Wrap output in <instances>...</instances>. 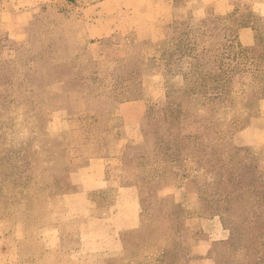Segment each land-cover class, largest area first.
<instances>
[{
    "label": "rangeland",
    "instance_id": "1",
    "mask_svg": "<svg viewBox=\"0 0 264 264\" xmlns=\"http://www.w3.org/2000/svg\"><path fill=\"white\" fill-rule=\"evenodd\" d=\"M31 1L0 0V234L24 238L21 250L40 247L69 175L109 154L111 185L136 187L141 203L139 229L109 264H187L214 217L230 236L211 245L212 264H264V147L252 143L261 100L246 107L260 85L255 67L221 46L211 10L193 20L208 19L196 62L155 64L162 93L149 100L142 140L119 149L116 107L147 96L142 63L154 50L133 45L127 58L122 37L89 47L83 0ZM257 29L264 35V23Z\"/></svg>",
    "mask_w": 264,
    "mask_h": 264
},
{
    "label": "crops",
    "instance_id": "2",
    "mask_svg": "<svg viewBox=\"0 0 264 264\" xmlns=\"http://www.w3.org/2000/svg\"><path fill=\"white\" fill-rule=\"evenodd\" d=\"M242 1L264 19V0ZM36 3L37 0L31 1L32 5ZM194 4L201 7L195 9ZM234 7V0H183L182 3L181 0H83L81 15L86 22V36L91 41L130 35L137 42L159 43L165 38V29L175 20L189 15L202 18L206 9L223 16ZM14 19V25L20 26V14ZM238 41L242 47H251L253 31L240 29ZM162 80L160 75L148 77L144 80L147 96L118 105L117 115L125 119V134L119 149L129 142L142 140L141 120L149 100L155 101L162 93ZM253 126L252 143L264 147V100L260 101L259 117ZM114 160L109 154L95 157L69 175L72 190L57 197L54 222L43 229L40 247L21 250L19 243L24 238H15L19 242L14 245L1 233L0 256L9 260L5 264H109L110 257L123 250L126 236L141 224L139 190L134 186L115 189L107 177ZM203 223L212 225L214 231L203 228L207 235L195 244V258L190 264H212L207 255L211 245L229 237L219 219Z\"/></svg>",
    "mask_w": 264,
    "mask_h": 264
},
{
    "label": "trees",
    "instance_id": "3",
    "mask_svg": "<svg viewBox=\"0 0 264 264\" xmlns=\"http://www.w3.org/2000/svg\"><path fill=\"white\" fill-rule=\"evenodd\" d=\"M246 6L247 8L249 7L248 8L249 14H245V15H243V12L241 13V9L238 6H235L230 13L223 16L216 15L211 10L212 15L214 16L213 20L211 21V24L216 26L215 27L216 31L219 34H221L223 41V42L221 41V46H224L227 50H232L235 48L238 51L236 54L237 59L242 58L245 60L244 61L245 64L249 63L251 66L255 67V70L253 72L254 74L253 78L259 81L260 89H258L255 92L257 96H255L254 94L253 96L255 97L254 98L252 97L253 99H250V102L247 103L246 106L247 108H253L256 102L264 99V38H263L264 35L260 33L259 30L257 29L258 22L261 21L262 23H264V19L256 15L251 10L250 6L248 5ZM194 19L197 18H194L191 15H189L185 18L173 21V23L165 29L164 40L159 43L137 42L130 35L122 37L123 41L122 40L118 41L119 44L116 45L117 47H119V51H122L124 56L127 58H131L133 56V54H131V52L129 51V49L133 45H137V44L148 45V49L154 50V53L150 57L144 58L145 60H143L142 64L144 65L145 73H143L142 75L137 73L134 76V78H136L137 76L139 77L142 76L141 80H143V87H144V80H146L148 77L153 75H160L163 78V80H165V76L163 73L154 71L155 67H157L155 64L164 63L165 66H167L171 64V62L173 61L181 63L185 59L193 60L195 62L198 60V56L196 54L198 44L196 40L197 37L204 39L207 36L208 27L206 25L208 19H203L197 21L196 23L193 22ZM195 28L197 31L200 32L197 33L198 34L197 36H194L193 33ZM243 28H250L253 31L254 44L251 47L248 48L242 47L238 41V32L240 29ZM227 31H229L228 34ZM117 37H121V36H113L109 39L100 40V41L88 40V46L90 47L106 40L115 39ZM203 50H205V47L203 48ZM225 59L227 60V58ZM197 83L198 82L194 80L190 82V85L192 84L196 85ZM163 88H164V84L162 82V90ZM130 101L133 100H128V99L121 100L119 101L118 105ZM255 111L256 110L253 111V114H255ZM219 220L222 223V218H219ZM136 231L132 232L131 234L135 233ZM228 239L229 237L227 238V240ZM227 240L222 242H226ZM199 241H197V243ZM124 246H125V242L123 244V248H125ZM193 258H195V255H193L192 253L191 259L188 260L187 264H190V261Z\"/></svg>",
    "mask_w": 264,
    "mask_h": 264
}]
</instances>
